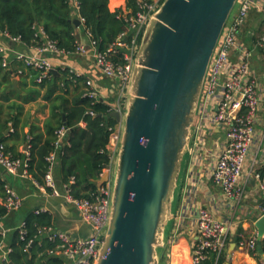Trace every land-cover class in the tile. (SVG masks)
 <instances>
[{"label":"built area","instance_id":"obj_1","mask_svg":"<svg viewBox=\"0 0 264 264\" xmlns=\"http://www.w3.org/2000/svg\"><path fill=\"white\" fill-rule=\"evenodd\" d=\"M135 2L138 7L135 13L122 11L121 14L127 24V29L120 33L105 51H99L97 42L90 39V34L86 32L87 43H78L73 53L64 52L46 37L41 27H38L35 36L39 39V43L29 47L22 46L19 37L13 38L7 32L0 33V38L3 39V42H0V65L3 69L11 70L12 67H16L15 65L22 64V67L37 73L34 81L37 85H41L50 77L52 70H55L52 63L53 57L68 55L90 57L94 67L105 78L116 81V101L110 108V113L117 111L122 116L134 67V58L142 33L151 15L163 0H152L150 3L145 0H135ZM235 6L236 10L231 12L211 56L193 129H211L216 125L224 129L226 144L217 156L211 177L226 199L238 202L243 196L240 179L253 140L258 108L255 84L248 80L250 54L242 48L239 33L252 11L259 13L264 11V0H237ZM78 19L82 24L83 19ZM256 47L262 51L264 60V34L257 40ZM234 50L239 51V56L233 62L231 55ZM115 54L121 56L122 63H117L110 58ZM15 72L21 75L23 70L17 69ZM70 74L80 77L72 70ZM84 85L83 97L92 99L95 103L101 101L91 79H87ZM88 114L94 116L92 111ZM80 125L84 124L81 122ZM122 126V121H117L113 128H108L110 133L106 149L109 152V164L104 168L101 176L105 172L111 174V168L115 165L121 142ZM67 130L65 126H61L55 132V149L60 147ZM28 161L29 153L22 158L14 157L6 146L0 143V167L3 171L8 176L27 179L43 196L62 199L76 210L81 224L89 232L86 237L82 238L75 237L72 232L58 230L51 225L43 226L37 228L34 240L43 238L51 242L53 247L47 250L46 254L49 257L62 258L64 264H95L110 220L112 178L97 187L89 198H76L70 192V185L74 183L73 177L61 186L55 180L54 167L57 163L55 152L45 157L47 170L41 183L29 175ZM107 167H110V170H107ZM252 176L258 189L264 193V166L254 169ZM5 193V197L0 199V204L6 208L7 213L18 211L24 199L8 185H5ZM258 210L260 216H264V203L259 206ZM46 212L42 208L34 211L36 215ZM226 231L225 223L215 219L207 209L200 208L196 224L197 239L192 248L190 264H204L210 253H215L217 257L220 256L225 246ZM18 232L21 239H24L27 234L24 223L18 227ZM7 234L8 230L3 227L0 220V236L5 238ZM34 240H29L26 247L32 246ZM238 245L253 258V261L247 264H264L255 259L258 255L257 235L249 237L240 235ZM10 252V247L0 243L1 262L8 260Z\"/></svg>","mask_w":264,"mask_h":264},{"label":"water","instance_id":"obj_2","mask_svg":"<svg viewBox=\"0 0 264 264\" xmlns=\"http://www.w3.org/2000/svg\"><path fill=\"white\" fill-rule=\"evenodd\" d=\"M236 1L163 0L151 15L134 58L124 114L110 113L123 126L110 220L95 264L160 263L205 76ZM73 23L81 25L78 18ZM110 175L103 173L97 187ZM255 227L260 251L264 216Z\"/></svg>","mask_w":264,"mask_h":264},{"label":"crops","instance_id":"obj_3","mask_svg":"<svg viewBox=\"0 0 264 264\" xmlns=\"http://www.w3.org/2000/svg\"><path fill=\"white\" fill-rule=\"evenodd\" d=\"M125 4L126 0H109L108 8L110 11L116 9L127 11ZM252 12L256 16L249 15L239 33L242 48L250 54L248 80L255 84L258 98L253 140L240 179L243 196L238 202L226 199L221 189L212 181L211 175L217 156L226 144L224 129L218 125L211 129H193L172 203V217L166 225L165 245L159 264H190L192 248L197 239L196 224L200 208L207 209L215 219L222 221L227 227L225 246L220 254L219 264H247L253 261V258L238 245L240 235L245 237L257 235L255 223L261 217L258 208L264 203V193L258 189L252 176L254 169L264 166V60L262 51L256 47L257 40L264 34V22L260 17L264 11ZM76 36L79 43L88 42L82 24L77 27ZM0 42H3V39L0 38ZM238 56L239 51L234 50L231 55L232 61H236ZM52 63L57 71L56 80L51 82L52 86L63 83V87L66 85L67 88L63 91L52 89L50 99L47 98V94L53 87L49 84L45 86L35 84L31 75L34 71L22 67L23 73L17 75L15 70L18 65L11 70L3 68L0 70V108L3 103L6 109H9V113L13 111L18 117L15 130V120L10 119L9 113L6 115L8 122L0 135V143L21 158L29 153L32 127L38 128L39 133L43 132V124L49 117L52 107L50 100L56 95L61 93L71 99L75 94L76 85L82 90L85 86L84 81L91 79L101 101L110 108L116 101V81L105 78L94 67L90 57L55 56ZM71 70L84 80L76 83L70 76L66 77L62 73H70ZM6 120L0 118V123ZM1 173L6 185L24 199L23 207L26 211L42 208L51 216V226L54 228L72 232L75 237L83 238L88 235V229L81 224L76 210L62 199L41 195L27 179L18 180V177H13V183L10 185L7 174L4 171ZM1 222L9 233L11 229L6 228L2 220ZM18 223L17 228L23 222L20 220ZM255 259L264 263V251H258Z\"/></svg>","mask_w":264,"mask_h":264},{"label":"trees","instance_id":"obj_4","mask_svg":"<svg viewBox=\"0 0 264 264\" xmlns=\"http://www.w3.org/2000/svg\"><path fill=\"white\" fill-rule=\"evenodd\" d=\"M145 1L152 2V0ZM75 2L76 6H74ZM108 3L109 0H0V33L7 32L13 38L19 37L22 46L29 47L39 43L35 35L37 28L41 27L46 37L53 41L57 48L73 53L79 43L76 36L77 28L73 21L81 18L85 31L90 34L89 38L97 42L99 51H105L117 36L127 29V24L121 17L122 10L110 11ZM125 9L135 13L138 10L135 0H126ZM260 17L264 22L263 13ZM110 58L117 63L123 62L118 54L111 55ZM17 65V69H22V64ZM1 68L0 65V70ZM62 73L66 77L70 76L76 83L84 80L83 77H76L69 72ZM31 75L35 80L37 73L34 71ZM55 80V75L51 74L39 85L49 84L53 87L48 91V99L53 94V90L63 91L67 88L66 85L63 87V83L52 86L51 82ZM83 90L76 85L75 94L71 99L60 93L50 100L52 107L49 117L43 124V132L39 133L38 128L32 127L27 169L29 175L41 183L47 170L45 157L55 152L57 163L54 173L58 180H56L57 184L59 186L66 184L73 177L74 183L70 185V192L76 198H89L96 191L97 182L104 168L109 164V152L106 149L110 133L108 128H113L117 123L110 116V107L104 101L95 103L92 99L83 97ZM89 111H92L94 116L89 115ZM9 115L11 120H15L16 130L18 117L13 111ZM7 122L8 120L0 123V135ZM81 122L84 127L80 126ZM61 126H65L68 130L60 147L55 149V132ZM13 156L19 157L17 154ZM0 170H2L0 199H3L6 195V181L2 177L1 167ZM24 210L22 205L18 211H15L24 223L27 233L24 239H21L17 228L19 223L15 224L6 208L0 204V220L6 228L11 229L5 238L0 236V243L11 248L8 260L0 261V264H64L62 258L49 257L46 254V251L53 247L51 242L43 238L34 240L38 227L52 225L51 216L47 212L36 215L35 209ZM31 239L34 240L33 245L26 247ZM260 251H264V239ZM219 263L220 256L217 258L215 253H210L204 264Z\"/></svg>","mask_w":264,"mask_h":264},{"label":"rangeland","instance_id":"obj_5","mask_svg":"<svg viewBox=\"0 0 264 264\" xmlns=\"http://www.w3.org/2000/svg\"><path fill=\"white\" fill-rule=\"evenodd\" d=\"M235 10H236V6L233 8V11L232 12H235ZM252 17H255L256 16V14L254 13L253 14V12L250 14ZM1 105V104H0ZM2 108H0V118L4 121V120H6L8 117L6 116L8 113H9V109H6V105L5 104H3L2 103ZM185 160V159H184ZM113 172H114V166H112V168H111V175H110V177L113 179ZM7 179H8V183L10 184V185H12V183H13V177L12 176H8L7 175ZM18 180H21V179H19L18 178ZM20 182V181H19ZM176 192L177 191H175V195H176ZM16 212H12L11 214H10V218H13L14 219V222H15V224H18V222L20 221V219H19V216H18V214L16 213Z\"/></svg>","mask_w":264,"mask_h":264}]
</instances>
